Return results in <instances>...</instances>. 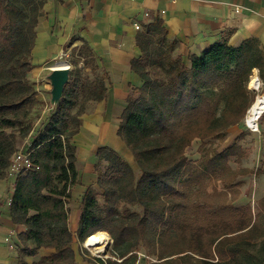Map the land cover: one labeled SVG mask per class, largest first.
Returning a JSON list of instances; mask_svg holds the SVG:
<instances>
[{
  "label": "trees",
  "instance_id": "16d2710c",
  "mask_svg": "<svg viewBox=\"0 0 264 264\" xmlns=\"http://www.w3.org/2000/svg\"><path fill=\"white\" fill-rule=\"evenodd\" d=\"M45 2L0 0V179L7 176L20 141L32 133L35 135L27 150L39 166L16 179L10 201L14 223L26 228L18 235L20 255L34 257L39 250L50 249L51 254L32 264H78L74 241L81 245L90 236L107 232L113 240L112 255L116 260L95 259L94 264H135L136 252L142 246L158 257L160 262L153 264H170L173 259H167L170 256L161 249L165 240L179 235L188 224L198 225L197 232L203 230L199 222L211 215L206 210L225 208L215 202L217 198L209 197L210 183L222 180L227 188L236 186L233 180L241 173L233 171L229 161L240 159L242 150L232 145L218 152L208 147L207 140L217 138L223 142L228 129L244 119L256 97L248 87L255 71L264 92V45L254 37L240 46H231L224 40L199 55H190L187 65L182 57L165 56L175 42L168 43L162 20L145 25L137 37L141 57L132 61V69L143 85L131 89L118 130L141 175L117 152L100 147L96 165L98 190L89 188L84 194L79 227L73 234L68 204L78 172L72 140L80 130L87 102L106 97L107 74L103 72L102 78L92 81L89 91L94 94L78 102V95L87 87L72 72L46 121L39 127L36 124L41 117L31 121L38 92L28 74L33 69L36 27ZM84 52L94 64L92 71L98 70L86 45L78 50L82 56ZM155 64L162 66L163 79L151 76ZM195 139L202 140L198 162L190 161L185 153ZM137 205L143 213L130 209ZM221 212L214 211L212 215L224 217ZM225 215L227 221L235 220V216ZM250 226L240 222L232 233ZM225 235H217L210 243L192 239L187 251L198 255V262L221 264L223 260L215 262L213 258L216 252L223 255L219 243ZM235 249L230 250L232 254H236Z\"/></svg>",
  "mask_w": 264,
  "mask_h": 264
},
{
  "label": "crops",
  "instance_id": "0c3cea01",
  "mask_svg": "<svg viewBox=\"0 0 264 264\" xmlns=\"http://www.w3.org/2000/svg\"><path fill=\"white\" fill-rule=\"evenodd\" d=\"M239 8L242 12L236 14ZM157 20L164 23L168 43L175 42L165 56L182 57L187 65L190 55H199L224 40L231 46H240L254 37L264 45V0H46L43 6L31 56L33 69L28 79H34L50 60L69 50L78 51L84 45L91 51L99 70L107 74L106 97L88 105L81 116L80 130L72 140L77 150L78 172L68 204L69 228L73 234L79 227L84 194L89 188L98 190V149L111 148L133 166L134 157L118 136V130L131 89L143 85L141 77L132 69V61L141 57L137 37L145 25ZM135 24H139L141 30H137ZM49 69L54 68L51 65ZM254 74L262 86L257 72ZM48 100L51 105V99ZM53 107L51 105L52 110ZM52 110L44 111L37 127L46 121ZM242 132L240 124L232 126L226 146L232 145ZM34 135L32 133L23 144L30 143ZM253 135L257 152L254 166L258 167L264 152V113ZM13 193L14 185L9 178L0 179V264H20L21 261L32 264L53 251L41 249L34 257H22L19 248L12 249L5 241L11 232L18 239L26 230L12 219Z\"/></svg>",
  "mask_w": 264,
  "mask_h": 264
},
{
  "label": "rangeland",
  "instance_id": "374dc122",
  "mask_svg": "<svg viewBox=\"0 0 264 264\" xmlns=\"http://www.w3.org/2000/svg\"><path fill=\"white\" fill-rule=\"evenodd\" d=\"M36 1L39 2L40 0ZM151 49L152 52H154L156 50V46L154 44L151 45ZM62 60L69 63V79L71 73L73 72L75 73V75H79L82 85L87 87L86 92L83 91L78 95V102H83L86 98L93 95L94 92L92 90L89 91L91 82L103 77L102 70L98 69L92 71L94 64L90 61V58L87 57L86 52H84L82 56L78 53V51L69 50L62 53V55H60L59 57L50 60L48 63L42 66L40 73H38V75L34 79L31 78L29 80L35 86L38 92V103L34 106V109L32 110L30 116V119L33 123L40 119L44 111L52 110L48 100L49 98L51 99L52 91V86L49 80V76L51 75L52 71L49 69V67L51 65L53 67L54 64ZM84 63H87L88 68L84 69ZM150 74L153 78H164L162 66L156 64L152 65ZM253 76H255V74ZM248 87L252 92L256 94L253 103L256 101L258 96L264 95L262 86H260L259 89H255L251 87L250 81ZM43 99H46L47 101L45 102ZM93 103H95V101H88L86 104V109L88 108V105H93ZM253 103L251 104V106L253 105ZM54 108L55 107H53V109ZM248 110L244 119L240 123L243 132L238 134L234 143H232V145L239 146V148L242 150L243 156L238 160L237 158H233L229 161L230 168L233 171L241 173L233 180L234 183H236V186L230 189L226 187L225 183L222 180H214L207 187V193L209 197L217 198L215 199V202L218 203L221 207L225 208L220 211L217 209L219 206L208 208L206 211H208V213H211V215L207 214L205 218H202L201 222H199L203 226V230L197 232L195 229L199 228L198 225L188 224L182 230V232L179 233V235L169 237L165 240L161 249L164 250L166 256H170L167 259H173L174 262L170 264H210L207 262H198V259L200 257L196 254L188 252L187 250H189L190 248L192 239L200 243H210L214 240V238H216L217 235L224 233H226L227 235L222 236L223 239L220 238L217 240L218 242L222 239L219 243V249L221 251L220 253L223 255L221 256L218 252H216L217 256L214 254L215 256L213 258L215 262L217 260H223L221 264H264V152L262 153V159L257 165L258 167L254 166L257 161V152L255 151L256 142L253 134H256L257 130L248 127L246 124ZM259 121L260 118L258 119L257 123H259ZM228 136L223 142H221L217 138L208 139L207 145L208 147L217 149L218 152H222L226 148L232 146H226V144L228 143ZM201 144L202 140L195 139L186 149L185 153L190 161H200L201 155L198 149ZM22 145L23 141H20V148H22ZM23 148L26 149L27 146H24ZM132 167L135 169L137 175L140 176L141 174L135 163V160ZM130 209L132 211L143 213V209L139 205L132 206L130 207ZM214 211L219 214L222 213L221 211H223V216L225 218L221 215H219L220 217L216 218L212 215V212ZM225 214H227L228 217L235 216V220L227 221ZM196 217L197 215H195V218ZM202 222H209L210 225H207L209 227L204 225ZM240 222H242L243 224H250L251 226L246 230L232 233L234 232L236 227H239ZM192 231H195L196 233H191ZM110 239L111 242L105 254H95L91 251V249L84 246V243L80 245L77 241H75L73 244V248L76 253V262L78 264H94L95 259L105 260L110 258L112 260H116V258L112 255L113 240L111 237ZM80 246L82 250L80 249ZM233 248H236L235 250L238 251L236 252L234 250L236 254H232L231 251L233 250ZM81 251L83 252V255H81ZM184 251L186 253H180ZM203 251L205 252V250ZM136 253L137 260L135 264H153L156 262H160L158 261L157 256L150 255L143 246L140 247ZM186 254H189L190 256L187 255L184 258H181ZM244 256L247 257V259L244 258ZM84 259L86 261H84ZM20 264L26 263L21 261Z\"/></svg>",
  "mask_w": 264,
  "mask_h": 264
},
{
  "label": "bare ground",
  "instance_id": "6f19581e",
  "mask_svg": "<svg viewBox=\"0 0 264 264\" xmlns=\"http://www.w3.org/2000/svg\"><path fill=\"white\" fill-rule=\"evenodd\" d=\"M53 70L59 68H69V63L67 61H59L53 66ZM251 87L257 89L259 88V82L257 77L251 79ZM264 113V95L258 96L256 101L253 103L251 109L249 110L246 117V124L248 127L257 130L258 128V119ZM111 239L110 236L105 232H98L90 236L85 242L84 246L91 249L95 254H105L109 248Z\"/></svg>",
  "mask_w": 264,
  "mask_h": 264
},
{
  "label": "built area",
  "instance_id": "2783aa9c",
  "mask_svg": "<svg viewBox=\"0 0 264 264\" xmlns=\"http://www.w3.org/2000/svg\"><path fill=\"white\" fill-rule=\"evenodd\" d=\"M129 1L135 2L138 0H129ZM139 1H145V0H139ZM241 12H242V9L240 8L235 10L236 14H240ZM147 15H149V12L146 13V16ZM135 28L137 30H141V26L139 24H135ZM260 86L261 84L259 82V88ZM257 131H258V128H257ZM29 145L30 143L26 141L23 144L22 148H20L19 151L16 152L11 159V165L7 170V178H9V180L13 183L14 186H15L16 179L19 176L25 175L30 171L39 169V166L33 162V160L31 159L30 153L27 150ZM24 146H27V148L24 149L23 148ZM16 237L17 236L15 235V233L11 232L5 238V241L10 245L12 249H15V248L18 249L20 247V242Z\"/></svg>",
  "mask_w": 264,
  "mask_h": 264
},
{
  "label": "water",
  "instance_id": "95a60500",
  "mask_svg": "<svg viewBox=\"0 0 264 264\" xmlns=\"http://www.w3.org/2000/svg\"><path fill=\"white\" fill-rule=\"evenodd\" d=\"M69 68H59L54 71H52L51 75L49 76V80L52 86L51 91V105L56 107L63 95V91L65 88V85L69 81ZM259 81V79L257 78ZM252 107V106H251ZM250 107V109H251ZM249 109V110H250ZM248 110V112H249Z\"/></svg>",
  "mask_w": 264,
  "mask_h": 264
}]
</instances>
